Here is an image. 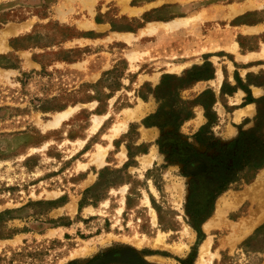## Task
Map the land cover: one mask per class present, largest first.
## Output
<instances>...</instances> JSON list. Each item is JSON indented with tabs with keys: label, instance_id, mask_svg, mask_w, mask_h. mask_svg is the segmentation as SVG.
<instances>
[{
	"label": "rangeland",
	"instance_id": "374dc122",
	"mask_svg": "<svg viewBox=\"0 0 264 264\" xmlns=\"http://www.w3.org/2000/svg\"><path fill=\"white\" fill-rule=\"evenodd\" d=\"M261 146L264 0H0V264H264Z\"/></svg>",
	"mask_w": 264,
	"mask_h": 264
},
{
	"label": "trees",
	"instance_id": "16d2710c",
	"mask_svg": "<svg viewBox=\"0 0 264 264\" xmlns=\"http://www.w3.org/2000/svg\"><path fill=\"white\" fill-rule=\"evenodd\" d=\"M166 78H168V76L167 77H165V79ZM181 82H184V79H179ZM165 84V82L163 81V85ZM184 85V84H183ZM184 87H185V85H184ZM192 117V114H191V112L188 114V115H185V116H183V117H181L180 118V121L177 123L178 125H181V123L183 122V121H185V120H187V119H189V118H191ZM158 119V118H160V111L157 113V114H155V115H153V116H151L150 117V119ZM156 123H158V124H161L160 122H156ZM262 148H260L261 149V155H260V159H257V161H251V162H248V164H247V167L248 168H254V169H258V168H261V167H264V149H263V147L264 146H261ZM258 151V150H257ZM252 179V177H247L246 178V181H250L251 179ZM228 186L227 185H224V186H221L220 188H219V190H218V192H220V191H222V190H224V189H226Z\"/></svg>",
	"mask_w": 264,
	"mask_h": 264
},
{
	"label": "bare ground",
	"instance_id": "6f19581e",
	"mask_svg": "<svg viewBox=\"0 0 264 264\" xmlns=\"http://www.w3.org/2000/svg\"><path fill=\"white\" fill-rule=\"evenodd\" d=\"M72 110H74V108H72ZM69 110H63V111H61V112H59L55 117H54V119L53 120H51V121H49L46 125L47 126H54V127H57L60 123H61V121L62 120H65V119H67L68 118V115H69ZM106 117V116H105ZM96 122V121H95ZM95 124V123H94ZM98 128V127H97ZM102 153V152H101ZM102 161V160H101ZM219 206V205H218ZM221 206V205H220ZM221 208V207H220ZM208 244V243H207ZM206 244V245H207ZM205 245V246H206ZM204 246V247H205ZM207 250V249H206Z\"/></svg>",
	"mask_w": 264,
	"mask_h": 264
},
{
	"label": "crops",
	"instance_id": "0c3cea01",
	"mask_svg": "<svg viewBox=\"0 0 264 264\" xmlns=\"http://www.w3.org/2000/svg\"><path fill=\"white\" fill-rule=\"evenodd\" d=\"M117 36H119L120 38H123V39H127L129 38V36L127 34H118ZM256 89H258L260 92L263 91V88L262 87H259V86H255ZM261 94V93H260Z\"/></svg>",
	"mask_w": 264,
	"mask_h": 264
}]
</instances>
